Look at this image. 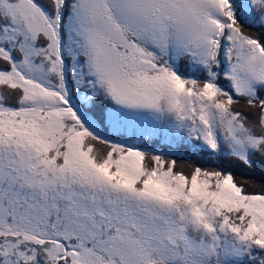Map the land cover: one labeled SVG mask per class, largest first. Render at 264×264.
<instances>
[{
    "label": "snow or ice",
    "instance_id": "snow-or-ice-1",
    "mask_svg": "<svg viewBox=\"0 0 264 264\" xmlns=\"http://www.w3.org/2000/svg\"><path fill=\"white\" fill-rule=\"evenodd\" d=\"M241 168L264 0H0V264H264Z\"/></svg>",
    "mask_w": 264,
    "mask_h": 264
},
{
    "label": "trees",
    "instance_id": "trees-1",
    "mask_svg": "<svg viewBox=\"0 0 264 264\" xmlns=\"http://www.w3.org/2000/svg\"><path fill=\"white\" fill-rule=\"evenodd\" d=\"M203 159L205 158L202 156H196L192 154H187L183 159L177 158V170L182 169L186 174H190L192 171V169H190V166L193 167L195 164L201 163ZM233 172L235 173L237 178L241 180V182H244L245 180H254L257 186L264 184V174H261L259 170L253 171L241 168L233 169ZM248 190L259 191V187H249Z\"/></svg>",
    "mask_w": 264,
    "mask_h": 264
},
{
    "label": "rangeland",
    "instance_id": "rangeland-1",
    "mask_svg": "<svg viewBox=\"0 0 264 264\" xmlns=\"http://www.w3.org/2000/svg\"><path fill=\"white\" fill-rule=\"evenodd\" d=\"M177 158H179V157H177ZM190 169H192V166H190Z\"/></svg>",
    "mask_w": 264,
    "mask_h": 264
}]
</instances>
